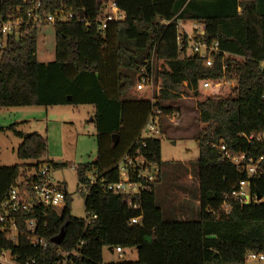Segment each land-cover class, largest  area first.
Masks as SVG:
<instances>
[{
	"label": "trees",
	"instance_id": "1",
	"mask_svg": "<svg viewBox=\"0 0 264 264\" xmlns=\"http://www.w3.org/2000/svg\"><path fill=\"white\" fill-rule=\"evenodd\" d=\"M36 2L42 13L64 10L75 18L84 15L86 23L72 19L50 24L54 60L46 64L37 60L36 46L38 33L49 23H27L0 34V108L92 105L96 158L78 164L75 174L79 185L90 176L98 185L84 197V218L71 215L66 190L60 211L37 210L45 248L29 243L25 221L32 214L22 213L17 216V244L2 235L0 249H10L20 263L35 264H52L59 250L74 251L75 264H245L249 253L264 255V176L248 177L214 146L224 145L232 156H264V142L249 143L244 137L264 134V0H115L125 18L103 29L101 0H0V21L26 22L25 12ZM186 21L202 26L194 33L196 39L217 43L219 52L210 66L188 51L186 33L179 30ZM143 71L153 72L154 82H159L153 102L127 96ZM204 80L234 81V86L228 96L215 92L196 101L195 121L202 125L192 136L198 157L190 163L197 181L190 192L198 201L196 218L176 220L174 212L163 214L156 196L164 173L160 139L167 126L158 116L160 136L142 138L141 133L154 111L177 112L164 102L190 91L199 95ZM16 133L23 139L17 158L37 161L38 171L39 160L47 154L46 138L36 132ZM137 149L158 172L151 191L131 199L139 204L133 209L129 197L112 194L102 185L118 180L117 163ZM28 171L18 165L0 166V197L8 195L19 177H29ZM240 181H248V204L230 197ZM133 218L138 221L131 223ZM61 231L59 244H54L52 238ZM103 247L112 252L115 247L122 252L134 248L137 259L104 263Z\"/></svg>",
	"mask_w": 264,
	"mask_h": 264
},
{
	"label": "rangeland",
	"instance_id": "2",
	"mask_svg": "<svg viewBox=\"0 0 264 264\" xmlns=\"http://www.w3.org/2000/svg\"><path fill=\"white\" fill-rule=\"evenodd\" d=\"M179 26L181 32L193 33L194 23L186 21ZM36 58L45 64L54 60V33L50 24L43 26L38 33ZM160 64L161 62L158 63V68ZM233 86L234 81H224L219 88L203 89L199 85V95L190 91L188 95L183 94V97L163 103L164 106L177 109L179 113L172 123L164 118L166 135L160 139L164 173L160 184H157L156 196L165 216L174 212L176 220L196 218V208L193 209L195 204L190 195L197 186V181L190 171V163L198 157L197 143L192 136L202 126L195 121L198 117L196 101L215 92L228 96ZM154 92L156 97V84ZM127 96L149 99L151 94L149 89L138 91L132 88ZM94 115V107L90 104L1 107L0 126L3 130L0 131V166L18 165L28 169L29 174L35 172L37 161L17 158L16 149L23 139L16 132L25 136L32 132L38 133L46 138L48 143L46 156L39 160L40 166L49 168L53 184L64 186L71 199V215L84 218V196L82 189L78 190L75 167L81 163L92 162L96 158ZM184 203L189 204V207H184ZM102 259L104 263L134 261L137 259V253L134 248H124L122 258H118L116 253H110L107 247H103ZM245 264H264V261L247 260Z\"/></svg>",
	"mask_w": 264,
	"mask_h": 264
},
{
	"label": "built area",
	"instance_id": "3",
	"mask_svg": "<svg viewBox=\"0 0 264 264\" xmlns=\"http://www.w3.org/2000/svg\"><path fill=\"white\" fill-rule=\"evenodd\" d=\"M29 2L30 0H23ZM104 7L102 18L99 20V27L103 29L106 23L112 21H119L125 18L123 12H121L115 4V0H101ZM26 22L20 18H16L14 21L8 20L6 22L0 21V34L6 35L12 33L20 28L22 25L31 23L33 25L43 23H63L72 19L83 21L86 23L84 15L77 16L71 12L64 10H57L53 13H42L39 11V2H36L32 7L28 8L25 12ZM167 24V23H166ZM202 30V26L194 24L193 33H186L188 51L197 55L203 60L204 66H210L212 64V56L219 52L217 43L208 44L206 41L196 39L194 33L199 34ZM224 69V66L222 67ZM224 83V80L212 82L210 80H204L201 83L203 89L207 88H219ZM154 84H156V90H159V82H154V73L143 71L135 88L140 91L143 89H149L151 97L150 100L155 101L154 96ZM183 97V94H180ZM179 113H167L162 114L158 110L150 114V117L142 129L141 136H160V127L157 123L158 116L160 119L164 118L172 123L173 119L178 118ZM155 118V119H154ZM245 139L251 143L252 140L264 142V134H258L256 136H245ZM145 145V143L143 144ZM219 151H221L224 159L233 163L240 171H245L248 177L253 175H263L264 168L261 163L264 161V156L257 158L247 156L246 154H240L238 156H232L228 149L224 145H214ZM116 168L119 176L118 180L114 183L102 185L108 192L115 195H122L129 197V204L133 209L139 208V204L132 202V198L139 196L141 192L151 191L150 184L156 180V174L158 172L157 166L148 161L143 154L137 149L131 153H126L117 163ZM32 176L36 177V180L32 179ZM98 185V181L94 176H90L87 183L79 185L78 190L82 189L83 196H87L91 188ZM29 187L30 189H27ZM230 197L238 200L241 204H248L250 201V194L248 192V181H240L238 188L230 193ZM65 189L61 185H56L51 182L49 176V168L40 166L39 170L30 174L29 177H19L15 185L11 187L7 196L0 197V236L4 235L8 237V240L12 245H16L18 242V214L31 213L32 216L25 221V227L29 239V243L34 247L45 248L47 243L45 239L38 233V223L35 213L39 208H51L60 211L64 207ZM96 216H91L95 218ZM138 218H133L130 222L136 223ZM89 220H86V224ZM114 253L118 258H122L123 252L120 247H115ZM71 255H75L74 251L66 252L59 250L57 253V259L52 264H75ZM247 260L250 261H264V255L259 253H249ZM0 264H35V261H27L20 263L17 257L12 254L10 249H0Z\"/></svg>",
	"mask_w": 264,
	"mask_h": 264
},
{
	"label": "water",
	"instance_id": "4",
	"mask_svg": "<svg viewBox=\"0 0 264 264\" xmlns=\"http://www.w3.org/2000/svg\"><path fill=\"white\" fill-rule=\"evenodd\" d=\"M26 136H28V135H26ZM116 137V136H115ZM117 138V137H116ZM260 199V196H257L256 197V200H259ZM61 237H62V231L57 235V236H55L54 238H52V242L54 243V244H59V242H60V240H61ZM108 250H110V251H112V249L109 247L108 248Z\"/></svg>",
	"mask_w": 264,
	"mask_h": 264
},
{
	"label": "crops",
	"instance_id": "5",
	"mask_svg": "<svg viewBox=\"0 0 264 264\" xmlns=\"http://www.w3.org/2000/svg\"><path fill=\"white\" fill-rule=\"evenodd\" d=\"M178 99V98H177ZM178 112V111H177ZM164 125H165V123H164ZM166 126V125H165ZM193 203L195 204V207H193V209L195 210V208H197V205H198V201L197 200H195L194 198H193ZM188 205V206H187ZM184 207H189V204H187V203H184ZM189 209H191V207L189 208ZM110 253H114V252H112V251H109Z\"/></svg>",
	"mask_w": 264,
	"mask_h": 264
}]
</instances>
